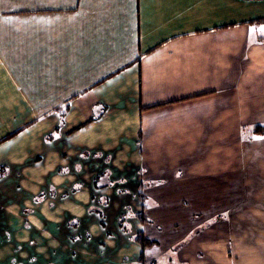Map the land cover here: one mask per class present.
Segmentation results:
<instances>
[{"label":"crops","instance_id":"crops-1","mask_svg":"<svg viewBox=\"0 0 264 264\" xmlns=\"http://www.w3.org/2000/svg\"><path fill=\"white\" fill-rule=\"evenodd\" d=\"M257 124L264 0H0V264H221L198 239L264 192Z\"/></svg>","mask_w":264,"mask_h":264},{"label":"rangeland","instance_id":"rangeland-1","mask_svg":"<svg viewBox=\"0 0 264 264\" xmlns=\"http://www.w3.org/2000/svg\"><path fill=\"white\" fill-rule=\"evenodd\" d=\"M264 160V159H262ZM264 167V162L261 164ZM251 192V193H250ZM264 194L263 190H241V199L239 205L234 209V213L229 209V221L234 218L233 222H225V224H214V230L221 231L218 234V237L214 236L212 232H208L206 237H202L201 242H207L214 247V249L206 254L202 253L203 259H216L221 264H264V195L258 196L255 200V194L253 193ZM251 195V199L248 198ZM55 201V200H54ZM34 205H32L33 208ZM36 207H34L35 209ZM23 207H16L14 213L16 214V218H22L23 216ZM53 211V212H52ZM52 214L55 213V209H51ZM227 215V214H226ZM225 215V216H226ZM233 216V217H232ZM34 218V216H33ZM33 224H35V220H32ZM62 224H65L63 221ZM56 224L46 223L45 226H40L39 233L42 231L43 235L47 236L48 244L53 243L55 238L53 237V233H50V229L54 227ZM222 226V229L220 230ZM35 228L32 226V233L35 232ZM223 231V232H222ZM48 233V234H47ZM231 234L234 235V238H231ZM39 236V234L37 233ZM33 236V239H39V237ZM222 235V236H220ZM232 235V236H233ZM220 236V237H219ZM17 243L22 241L21 238H17ZM37 241V240H36ZM223 241V242H222ZM223 245H221L222 243ZM205 244V245H207ZM40 246V244H36L33 242V247ZM207 246V247H208ZM222 246V247H221ZM180 247V246H179ZM225 248V249H224ZM179 250V249H178ZM223 250V251H220ZM17 251V250H16ZM33 252V250H32ZM51 255L52 264H62L63 258L59 255L57 256V251L49 252ZM17 256L21 255L23 257V252L21 250L16 252ZM159 254V250L156 248L149 250L147 256L148 258L154 256L157 259V255ZM175 256H178L175 253ZM193 259L199 257V253L195 252L192 254ZM192 255H189L190 259H192ZM43 262L39 257L37 258V263ZM180 264H188L187 261H181L177 259ZM195 261V260H193ZM161 264H177L175 261L167 262L164 261Z\"/></svg>","mask_w":264,"mask_h":264},{"label":"trees","instance_id":"trees-1","mask_svg":"<svg viewBox=\"0 0 264 264\" xmlns=\"http://www.w3.org/2000/svg\"><path fill=\"white\" fill-rule=\"evenodd\" d=\"M59 113L64 116L65 113L68 111L69 109V105L68 103H65V105L57 108ZM252 131L255 135H264V125L262 124H257L252 128ZM140 196L141 199L145 200V196L142 193V190L140 191ZM144 208L145 205L143 203V207H142V211L138 214L139 218L141 219V221L146 222L148 221V217L145 215L144 213ZM135 241L141 246L142 248V252H141V256L143 258L145 250L151 246H154L157 242L155 240H152L148 237L145 236V234L143 232H138L135 236H134Z\"/></svg>","mask_w":264,"mask_h":264}]
</instances>
